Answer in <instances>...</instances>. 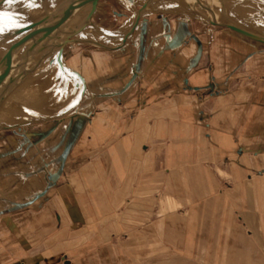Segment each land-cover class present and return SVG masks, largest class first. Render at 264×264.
I'll list each match as a JSON object with an SVG mask.
<instances>
[{"label":"crops","instance_id":"crops-1","mask_svg":"<svg viewBox=\"0 0 264 264\" xmlns=\"http://www.w3.org/2000/svg\"><path fill=\"white\" fill-rule=\"evenodd\" d=\"M212 2L227 19L228 8L258 12L255 0ZM144 23L118 49L126 80L93 96L86 114L87 99L71 134L80 137V192L66 184L55 204L35 202L33 216L45 222L59 210L94 233L78 244L80 264H264V47L180 11L153 8ZM134 232L152 236L116 239ZM68 246L3 240L0 264H72L55 251Z\"/></svg>","mask_w":264,"mask_h":264},{"label":"rangeland","instance_id":"rangeland-1","mask_svg":"<svg viewBox=\"0 0 264 264\" xmlns=\"http://www.w3.org/2000/svg\"><path fill=\"white\" fill-rule=\"evenodd\" d=\"M144 1L100 0L91 21L96 27L102 29L104 34L113 35L112 33L117 32L121 34L135 19L138 9ZM153 8L167 9L170 12L180 11L188 15H195L205 21L200 12L189 10L172 0L155 1L143 13L142 17L145 18ZM256 9L260 13L261 20L264 18L263 0L256 1ZM246 20L250 25L259 28L258 19ZM144 24V19H142L138 28L128 37L127 41L134 38L135 33L141 34ZM259 29L264 31L263 28ZM107 35L102 37V42L106 45L117 46L121 43V36L116 34L112 39ZM126 43L120 49H123ZM259 43L264 47V43ZM0 51L3 50L0 49ZM121 55L122 52L118 49L108 50L83 41L67 43L64 48L63 61L79 71L85 77L86 82L89 81L84 96L82 97V83L75 75L70 72L64 75L55 71V77L58 76L63 80L58 85V89L54 91L52 99L46 97L37 99L39 95L35 91L33 92L31 89V91H25V96L29 97L24 103L26 106L27 103L32 107L38 101L44 103L50 100L45 109L41 111L44 115L35 121L0 127V243L3 240L16 242L20 239L33 243L52 241L60 244L68 242L67 248L59 247L55 251L59 255L65 251L70 252L73 258L72 264H80V245L78 244L80 240L91 239L94 233L88 230L80 233V224L70 221V218H66V215H63L59 210L56 216L54 213L51 214V220L47 216L43 222L42 218L38 216V218H34L33 206L36 202L38 208L39 205L42 208L47 204L50 196L53 200L51 205L55 204V195L63 193L65 190L71 191L70 187L64 188L66 184L80 182V137L71 134H75V130L80 128V113H83V103L87 99L90 111L87 112L88 109H85L86 114L92 112L93 96L99 99L103 95H109L110 91H114V87L117 88L116 84L119 86L118 79L121 78L122 84L126 80L122 72V70H126V64L115 62V59ZM45 66L44 64L26 78L30 81L10 95L0 109V119L3 118L2 114L17 115L20 113L15 104L19 102L24 90H27L26 87L33 80L38 83H51L49 69H45ZM112 77L117 78H114L113 83H109ZM95 83L100 87L93 88ZM74 97L78 99L75 104L62 113L50 117L61 102ZM81 143L89 146L87 138H82ZM67 158L69 161L66 162ZM218 171L224 178L230 177L227 172ZM72 187L73 192H80L79 184L72 185ZM58 202L60 201L58 200ZM238 221L242 224L240 217H238ZM125 235H127V239L134 242L147 241L152 236L147 232L118 233L116 239L125 240ZM101 236L108 239V234H101ZM136 251H142V249L139 248ZM142 259L143 257L137 256L133 263H140Z\"/></svg>","mask_w":264,"mask_h":264},{"label":"water","instance_id":"water-1","mask_svg":"<svg viewBox=\"0 0 264 264\" xmlns=\"http://www.w3.org/2000/svg\"><path fill=\"white\" fill-rule=\"evenodd\" d=\"M15 0H0V9L7 3ZM100 0H54L48 2L43 6V9L35 8L32 11L11 16L0 26V33L7 27H17L14 32L19 35L22 31L30 32L34 30L35 33L31 39L30 45L25 51L22 59L16 63L14 70L10 69L5 58L0 54V98L2 100L0 109L10 97V95L18 89L28 77L31 69L35 63L43 56L44 52L47 54L56 53L55 62L58 65L62 74L66 75L68 72L75 75L82 83V97L85 94L87 82L85 77L76 69L68 66L63 60L64 48L67 43L73 41H83L89 44H94L108 50L120 49L126 43L128 37L134 32L139 19L143 15L144 10L151 0H145L143 5L138 9L137 17L134 20L129 31L122 39V43L117 46H108L106 44L91 41L83 38H72L69 32L70 22L78 15L79 12L86 9L85 23L80 27V31L89 26L94 13L97 10ZM33 3L34 0H27ZM45 7V8H44ZM212 9L208 10L207 23L212 24L210 18ZM215 25L224 26L235 30L239 33H246L248 37L254 38L259 42L264 43V37L235 24H228L225 22L215 23ZM58 32L59 34L54 36ZM67 39V40H66ZM69 40V42H68ZM67 41V42H66ZM50 47V48H49ZM49 48V49H48Z\"/></svg>","mask_w":264,"mask_h":264},{"label":"bare ground","instance_id":"bare-ground-1","mask_svg":"<svg viewBox=\"0 0 264 264\" xmlns=\"http://www.w3.org/2000/svg\"><path fill=\"white\" fill-rule=\"evenodd\" d=\"M51 1H54V0H34L33 3L27 2L25 0L11 1V2L7 3L6 5H4L0 9V12H3L5 14L3 17H0V26L6 20H8L11 16H15L18 14H22V13L32 11L37 7L40 9H43V6L45 4H47L48 2H51ZM155 1H157V0H151L150 3L148 4V6L146 7V9L144 10V12H146L148 10V8ZM176 1L180 5L184 6L185 8L187 7V9H189V10L191 9V10L200 12L202 14V16L205 18L206 22H207L206 18L208 17V10L211 8L212 9V15L210 18V20L212 22L211 25H215V23H219V22H225L228 24L240 25V26L264 37V31L259 29V28L264 29V18H261V20H260L259 11L257 12L256 16H252L249 12H244L245 17H240L237 15V13H235V11H232L230 8H228L227 13L229 14V18L227 19V18L220 17L216 13L215 5L212 2V0H184V2H183V0H176ZM255 1H257V0H255ZM235 4H236V2H235ZM248 4H250V3H248ZM136 17H137V14L135 16V19H136ZM234 17L237 18L238 20L235 19ZM85 18H86V9L84 11L79 12L78 15L70 22V24L68 25L70 28L69 32H70V34H73V33H76V34L71 35L69 37V39H72L74 37V38H83V39L95 41L96 39L94 37H97V34L101 35V37H103L104 35L105 36L107 35V34H104V31L102 29H99L98 27H96L92 21H90V24L88 27H86L84 30L80 31V27L85 23ZM250 18L252 20L258 19L257 24H258L259 28L250 25V23L246 20V19H250ZM142 19H145V18H143L141 16L136 28L140 25V21ZM134 20L126 27V29L124 31H122L121 34L119 32H117V33H112L113 35H107V36H109V38H114L115 35L117 34V35L121 36L120 39H121V43H122L123 37L129 31ZM16 28H17L16 26L15 27H7L5 30H3L0 33V43H2L4 41L6 42V44L3 46V48H1V50H3V51H0V54L5 58L10 69L12 70V72L14 70V66L16 65V63L22 59V57H23L25 51L27 50L28 46L30 45L31 39L35 33L34 30H31L30 32L22 31L19 35H16L14 33L16 31ZM54 34H55L54 36H56L59 33L56 32ZM240 34L248 37L247 36L248 34H246V33H240ZM248 38L257 41L254 38H251V37H248ZM76 41H78V40H76ZM68 42H69V40H68ZM55 58H56L55 52L47 54V51H45L43 56H41L40 59L35 63V65L31 69L28 77L30 75H32L36 70H38L41 66H43L45 64L46 65L45 69H49L48 72L50 73L51 83L50 84H48L47 82L46 83L45 82L38 83L37 81L33 80V82L31 84H29L28 87H26L27 90L26 89L24 90V94L20 98L19 102L15 104V107H17V109L20 112L19 114H17L18 116L15 114H13V115L12 114H2L1 116H3V118L0 119V127L9 126L12 124H22V123H26V122H30V121H35V120L40 119L44 115L43 112H41V111H43L45 109V107L47 106V103L50 100H48L44 103L38 101L32 107L27 103V106H26L24 103H26L25 101L28 100L29 97H27V95L25 96V91H28L30 89L33 92L35 91V93H37L39 95V96H37V99H41L42 97L52 99L51 97H53L52 95H53L54 91H56L58 89V85L63 80V79H59L58 76H57V78L55 77V71L59 72L60 74L62 73L59 70L57 63L55 62ZM48 94H51V96H48ZM1 102H2V100L0 98V104H1ZM14 102H16V100H14Z\"/></svg>","mask_w":264,"mask_h":264},{"label":"flooded vegetation","instance_id":"flooded-vegetation-1","mask_svg":"<svg viewBox=\"0 0 264 264\" xmlns=\"http://www.w3.org/2000/svg\"><path fill=\"white\" fill-rule=\"evenodd\" d=\"M6 44V42L4 41V42H2V43H0V49L1 48H3V46Z\"/></svg>","mask_w":264,"mask_h":264},{"label":"snow or ice","instance_id":"snow-or-ice-1","mask_svg":"<svg viewBox=\"0 0 264 264\" xmlns=\"http://www.w3.org/2000/svg\"><path fill=\"white\" fill-rule=\"evenodd\" d=\"M5 14L3 12H0V17H3Z\"/></svg>","mask_w":264,"mask_h":264}]
</instances>
